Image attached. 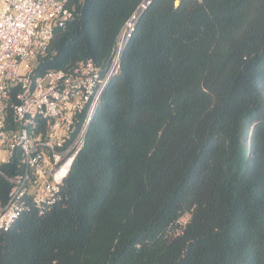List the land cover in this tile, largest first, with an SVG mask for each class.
Segmentation results:
<instances>
[{
	"label": "trees",
	"instance_id": "trees-1",
	"mask_svg": "<svg viewBox=\"0 0 264 264\" xmlns=\"http://www.w3.org/2000/svg\"><path fill=\"white\" fill-rule=\"evenodd\" d=\"M142 1L68 0L36 70L105 71ZM0 264H264V0H150L60 190L0 229Z\"/></svg>",
	"mask_w": 264,
	"mask_h": 264
},
{
	"label": "built area",
	"instance_id": "built-area-1",
	"mask_svg": "<svg viewBox=\"0 0 264 264\" xmlns=\"http://www.w3.org/2000/svg\"><path fill=\"white\" fill-rule=\"evenodd\" d=\"M67 1L0 0V165L17 159L14 174L0 169L9 183L0 199V229L25 199L40 206L58 193L117 71L114 58L105 71L91 59L69 70H36L54 31L73 18Z\"/></svg>",
	"mask_w": 264,
	"mask_h": 264
},
{
	"label": "water",
	"instance_id": "water-1",
	"mask_svg": "<svg viewBox=\"0 0 264 264\" xmlns=\"http://www.w3.org/2000/svg\"><path fill=\"white\" fill-rule=\"evenodd\" d=\"M149 2H150V0H143V1L141 2V4L136 8V10L133 12V14L131 15V17L127 20V22H128L131 18L135 19L134 22H133V25L131 26V28L129 29V31L127 32V34H126V36H125V39H124V42H123L122 46L119 47L118 49H116V51L114 52L113 58L115 59L117 65H118V61H119V57H120V54H121V52H122V49H123V47L125 46V44H126L128 38H129V36L131 35V33H132V31H133L137 19L139 18L140 14L142 13V11L145 9V7L147 6V4H148ZM127 22H126V23H127ZM126 23H125V24H126ZM124 26H125V25H124ZM124 26H123V28H124ZM123 28H122V29H123ZM122 29H121V31H122ZM120 33H121V32H120ZM119 35H120V34H119ZM119 35H118V37H119Z\"/></svg>",
	"mask_w": 264,
	"mask_h": 264
},
{
	"label": "bare ground",
	"instance_id": "bare-ground-1",
	"mask_svg": "<svg viewBox=\"0 0 264 264\" xmlns=\"http://www.w3.org/2000/svg\"><path fill=\"white\" fill-rule=\"evenodd\" d=\"M135 19L131 18L124 26L121 34H120V37H119V40H118V44H117V49L119 47L122 46L123 42H124V39H125V36L127 34V32L129 31V29L131 28V26L133 25V22H134Z\"/></svg>",
	"mask_w": 264,
	"mask_h": 264
},
{
	"label": "rangeland",
	"instance_id": "rangeland-1",
	"mask_svg": "<svg viewBox=\"0 0 264 264\" xmlns=\"http://www.w3.org/2000/svg\"><path fill=\"white\" fill-rule=\"evenodd\" d=\"M178 1H176V3H177ZM117 47V46H116ZM0 155H2V153L0 152Z\"/></svg>",
	"mask_w": 264,
	"mask_h": 264
}]
</instances>
